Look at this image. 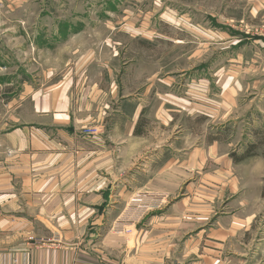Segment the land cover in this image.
<instances>
[{
    "label": "crops",
    "instance_id": "crops-1",
    "mask_svg": "<svg viewBox=\"0 0 264 264\" xmlns=\"http://www.w3.org/2000/svg\"><path fill=\"white\" fill-rule=\"evenodd\" d=\"M48 2L0 0L10 10ZM252 4L264 18V0ZM236 32L244 39L239 46L260 40L264 47V38ZM115 67L105 70V87L86 68L70 70L23 91L7 110L9 124L0 126V264H228L230 250L242 247L259 211L250 197L259 196L264 161L234 162L229 143L180 125V97L153 92L167 78L152 74L132 90L129 64L118 75ZM218 84L215 106L225 115L241 90H251L228 72ZM192 109L182 108L188 115ZM147 191L164 193L162 205L131 235L114 231L130 197ZM53 236L60 246L32 244Z\"/></svg>",
    "mask_w": 264,
    "mask_h": 264
},
{
    "label": "rangeland",
    "instance_id": "rangeland-1",
    "mask_svg": "<svg viewBox=\"0 0 264 264\" xmlns=\"http://www.w3.org/2000/svg\"><path fill=\"white\" fill-rule=\"evenodd\" d=\"M252 6V0H50L10 10L0 3V126L9 124L7 110L23 91L47 87L70 70L85 68L105 87V70L116 66L118 75L127 62L132 90L140 91L152 74L168 79L156 81L153 92L180 97V125L238 152L261 139L255 158L264 161V47L260 40L239 46L244 39L236 32L264 38L263 13ZM61 28L67 29L65 35ZM221 72L251 89L241 90L227 115L215 106ZM188 106L193 115L182 110ZM263 179L264 167L259 196L250 197L257 199L259 211L244 232L242 247L230 250L228 264H264Z\"/></svg>",
    "mask_w": 264,
    "mask_h": 264
},
{
    "label": "built area",
    "instance_id": "built-area-1",
    "mask_svg": "<svg viewBox=\"0 0 264 264\" xmlns=\"http://www.w3.org/2000/svg\"><path fill=\"white\" fill-rule=\"evenodd\" d=\"M91 133H95V129H89ZM165 200L164 193L155 192H136L134 193L123 212L117 220L114 231L122 232L126 235H131L135 231V225L149 211L154 210L162 205ZM33 245H49L51 247L60 246L58 236H53L51 239H37Z\"/></svg>",
    "mask_w": 264,
    "mask_h": 264
},
{
    "label": "trees",
    "instance_id": "trees-1",
    "mask_svg": "<svg viewBox=\"0 0 264 264\" xmlns=\"http://www.w3.org/2000/svg\"><path fill=\"white\" fill-rule=\"evenodd\" d=\"M260 144H262L261 139H259V141L255 142V143H249L245 147V149L242 151H239V152L236 150L231 151L230 156L234 162L243 161V160H246L249 158H255V157L259 156L258 147L260 146ZM261 155L264 156V150L262 151ZM263 181H264V179H263ZM261 196L264 198V184L262 186Z\"/></svg>",
    "mask_w": 264,
    "mask_h": 264
}]
</instances>
